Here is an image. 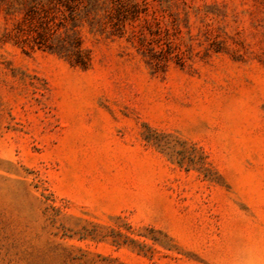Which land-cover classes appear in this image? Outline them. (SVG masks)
Returning <instances> with one entry per match:
<instances>
[{
	"label": "rangeland",
	"instance_id": "rangeland-1",
	"mask_svg": "<svg viewBox=\"0 0 264 264\" xmlns=\"http://www.w3.org/2000/svg\"><path fill=\"white\" fill-rule=\"evenodd\" d=\"M0 264H264V0H0Z\"/></svg>",
	"mask_w": 264,
	"mask_h": 264
},
{
	"label": "trees",
	"instance_id": "trees-1",
	"mask_svg": "<svg viewBox=\"0 0 264 264\" xmlns=\"http://www.w3.org/2000/svg\"><path fill=\"white\" fill-rule=\"evenodd\" d=\"M47 30L39 32L36 30L37 34L34 36V41L39 47L60 55L63 54L71 59L75 65L82 68L89 67L91 61L90 53L83 47L80 37L75 32L66 35L61 42L55 43L52 39L50 28Z\"/></svg>",
	"mask_w": 264,
	"mask_h": 264
}]
</instances>
